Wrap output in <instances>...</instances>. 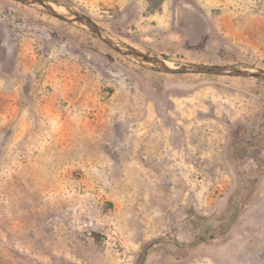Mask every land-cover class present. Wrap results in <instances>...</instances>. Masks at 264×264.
Here are the masks:
<instances>
[{"label": "rangeland", "instance_id": "rangeland-1", "mask_svg": "<svg viewBox=\"0 0 264 264\" xmlns=\"http://www.w3.org/2000/svg\"><path fill=\"white\" fill-rule=\"evenodd\" d=\"M49 1L264 70V0ZM0 264H264V79L0 0Z\"/></svg>", "mask_w": 264, "mask_h": 264}, {"label": "water", "instance_id": "water-1", "mask_svg": "<svg viewBox=\"0 0 264 264\" xmlns=\"http://www.w3.org/2000/svg\"><path fill=\"white\" fill-rule=\"evenodd\" d=\"M25 4L35 5L47 13L70 22H78L89 29H91L96 35L108 43L111 47L115 48L119 52L126 55L134 57L141 61L142 63L155 67L160 71L168 73H210V74H228L233 76H243V77H255L264 79V70L262 69H248L235 65H211V64H186L183 66H170L158 57L146 54L132 46L125 44L113 38L106 30L100 27L93 19L89 16L74 12L66 9H58L53 6V3L49 0H17Z\"/></svg>", "mask_w": 264, "mask_h": 264}, {"label": "bare ground", "instance_id": "bare-ground-1", "mask_svg": "<svg viewBox=\"0 0 264 264\" xmlns=\"http://www.w3.org/2000/svg\"><path fill=\"white\" fill-rule=\"evenodd\" d=\"M53 6L57 7V6L54 5V4H53ZM57 8H58V9H63L62 7H57ZM167 64L170 65V66H172V67L174 66V65H173L172 63H170V62H167Z\"/></svg>", "mask_w": 264, "mask_h": 264}]
</instances>
